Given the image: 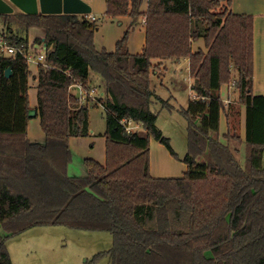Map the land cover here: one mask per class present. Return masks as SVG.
<instances>
[{
	"label": "trees",
	"instance_id": "trees-1",
	"mask_svg": "<svg viewBox=\"0 0 264 264\" xmlns=\"http://www.w3.org/2000/svg\"><path fill=\"white\" fill-rule=\"evenodd\" d=\"M221 0H107L106 16L146 18L142 53L127 48L130 30L116 49L98 50V20L87 14H1L9 42L27 45L32 27L48 47L39 65L38 114L46 143L28 137L27 60L0 54V264H13L7 239L39 225L108 231L113 246L95 255L110 264H264V94L253 93L254 18L218 10ZM231 3V0H227ZM203 37L208 51H193ZM190 60L192 98L181 113L188 120L187 170L181 177L151 174V139L168 146L157 127L152 88L154 60ZM12 69L10 76L6 70ZM100 74L111 95L106 115L107 160L86 158L88 175L71 176L70 139L90 134V107L76 109L73 79L88 85ZM247 106L245 163L235 142L220 140L225 108L221 86L233 82ZM127 118L141 125L128 131Z\"/></svg>",
	"mask_w": 264,
	"mask_h": 264
},
{
	"label": "rangeland",
	"instance_id": "rangeland-1",
	"mask_svg": "<svg viewBox=\"0 0 264 264\" xmlns=\"http://www.w3.org/2000/svg\"><path fill=\"white\" fill-rule=\"evenodd\" d=\"M220 2L218 10L228 9L226 6L228 3H224L223 0ZM0 28H4V26ZM31 32H35V34L40 32L38 34L42 36L45 34V30L38 27L33 28ZM153 63L155 64L151 74L153 90L156 89L155 91L163 99L172 102L177 109H183L182 107L188 105L189 98H192L191 84L194 81V78L190 77V71L186 69V63L181 66L184 75L179 71H174L175 63L172 59L164 60L167 69L163 67L160 60H154ZM94 74L98 73L91 70L90 75L93 78L96 76ZM232 74L234 77L233 82L228 83V85L229 89H231V98L235 99L233 103H228L229 106L227 109H223L221 114H224L223 119L226 118L228 124H232L229 126L230 133L241 134V126L243 124L241 112H239L241 102L239 101V94L234 82L238 73L234 70ZM99 76L101 78L100 74ZM101 81L105 87H102L101 82L98 80L96 83L104 90L105 96L102 100L105 104L108 100H111V95L107 90L104 79H101ZM32 88H37L34 80ZM171 95H174L172 99L169 98ZM102 107L100 105L90 106L89 112L91 127L98 134L102 133L106 128V111L108 107L106 106L105 110ZM151 108L158 114L157 127L162 130L166 137L170 138L171 145L176 152V155H173L167 145L152 138L150 149L154 163L153 174L159 177H181L187 169L184 157L188 152V120L181 112H173L172 110L163 108L162 103L156 98H153ZM233 110L235 114L231 113ZM225 125L227 126V124L222 122L223 131ZM140 127L141 125L137 129L144 131ZM220 138L222 142H227L226 136L224 137L223 135ZM41 140L39 141L40 143H46L45 136ZM234 144L239 148L240 161L244 164L246 147L242 143L235 142ZM0 234H5L2 227H0ZM113 241V235L108 231H91L72 228L66 225L50 224L34 226L22 233L10 236L7 239V248L13 264H110L109 259L106 257L97 261H93V258L96 254L109 250L113 246Z\"/></svg>",
	"mask_w": 264,
	"mask_h": 264
},
{
	"label": "crops",
	"instance_id": "crops-1",
	"mask_svg": "<svg viewBox=\"0 0 264 264\" xmlns=\"http://www.w3.org/2000/svg\"><path fill=\"white\" fill-rule=\"evenodd\" d=\"M92 7L91 14L97 17L99 21L98 26L95 30V45L98 50L106 49L109 52H113L116 49V44L119 39H121L127 30H130L129 39L127 43V48L130 53L138 54L142 53L145 45H146V18L144 15L139 16L138 18L134 19L131 15H120L117 17H110L106 16L107 10V0H86ZM148 1L149 0H142L141 5V12H146L148 10ZM224 3H228L227 0H223ZM228 11L236 13V14H246L251 15L254 18V82H253V93L255 95L264 94V0H231V3L226 4ZM21 12L19 9H16L14 13ZM3 15L0 14V27H6L3 20ZM101 17V18H99ZM32 27L27 32V38L29 43H37L38 39H44L45 34L39 35L37 32H31L33 30ZM41 29V28H40ZM35 34V35H34ZM38 35V36H37ZM193 51H198L199 49H203L208 51L205 40L203 37L199 38L198 40L192 43ZM163 64V67L167 69V65H165L164 60H160ZM174 64V71L180 72L183 74V68L181 67L184 63L187 65V70L190 71V60L189 58H185L181 61L172 60ZM31 71L29 77V100L32 109L36 110V115L30 117L28 121V137L31 142L40 143L43 136L46 138V134L41 126V119L38 114V76H39V64L38 63H31L29 66ZM190 74V73H189ZM93 75V74H92ZM90 75L91 82L96 83V81H100L102 84L101 79L99 78V74L96 75L94 78ZM190 77L192 78L191 74ZM33 80L37 88H32ZM192 85V84H191ZM153 86V85H152ZM102 87H105L102 84ZM231 87V86H230ZM156 90V89H155ZM157 93V91H156ZM158 94V93H157ZM159 95V94H158ZM160 96V95H159ZM174 95L169 96L172 99ZM193 96V93H192ZM221 98L224 101L225 108L229 106V102L233 103V98H231V89H229V85L223 84L221 86ZM189 98L188 101H190ZM155 103V102H154ZM157 104V102H156ZM173 105L172 111L181 112L180 109H177L176 106ZM189 104V102H188ZM188 106V105H187ZM182 107V108H186ZM232 109V108H231ZM239 112H241V117L243 119V124L241 126L243 142L242 144L245 147V138H246V118H247V106L243 103H240ZM235 114L234 110L231 112ZM224 115V114H223ZM221 114L220 119V137H222L228 133L229 126L232 125L231 123L228 124V120L226 118L223 119ZM37 121V122H35ZM222 122L225 125V129H222ZM39 127V128H38ZM90 134L87 136H73L70 139V147L72 151V161L68 165V173L71 176L76 177H85L88 175L89 171L85 164L86 158H93L99 161L102 164H106L107 160V144H106V136L104 135L105 130L102 133H96L95 129L91 127L90 124ZM223 131V132H222ZM221 140V138H220ZM222 141V140H221ZM225 143V142H224ZM227 143V142H226ZM45 144V143H40ZM187 166V165H186ZM154 163L151 157V174L154 177ZM187 170V169H186ZM156 172V170H155Z\"/></svg>",
	"mask_w": 264,
	"mask_h": 264
},
{
	"label": "built area",
	"instance_id": "built-area-1",
	"mask_svg": "<svg viewBox=\"0 0 264 264\" xmlns=\"http://www.w3.org/2000/svg\"><path fill=\"white\" fill-rule=\"evenodd\" d=\"M91 20H97V17L93 14H87ZM47 52L48 47L44 42L29 43L27 45H17L9 42L8 34L5 28H0V54L3 55H17L23 56L29 66L31 63H38L39 65L47 66ZM71 94L76 98L77 106L79 109L83 106L100 105L104 110L107 103L104 104L102 98L105 96L102 87L94 82L89 81L86 85L82 81L73 79V83L70 86ZM121 123L126 127L128 131L135 130L139 127V124L134 123L131 119L124 118Z\"/></svg>",
	"mask_w": 264,
	"mask_h": 264
},
{
	"label": "water",
	"instance_id": "water-1",
	"mask_svg": "<svg viewBox=\"0 0 264 264\" xmlns=\"http://www.w3.org/2000/svg\"><path fill=\"white\" fill-rule=\"evenodd\" d=\"M19 9L25 14H91L92 7L86 0H0V14H11ZM12 69L6 70L10 76ZM35 109H30L29 115H36Z\"/></svg>",
	"mask_w": 264,
	"mask_h": 264
}]
</instances>
